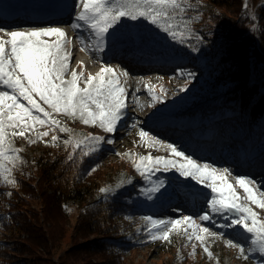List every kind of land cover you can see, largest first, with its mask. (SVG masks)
Segmentation results:
<instances>
[{"label":"trees","instance_id":"trees-1","mask_svg":"<svg viewBox=\"0 0 264 264\" xmlns=\"http://www.w3.org/2000/svg\"><path fill=\"white\" fill-rule=\"evenodd\" d=\"M203 1L213 5L211 16L197 8ZM190 2L193 8L188 9L186 19L191 32L183 42L174 39L188 58L183 67L193 74L189 78L199 76V82L212 84L218 92L206 103L205 118L228 116L216 120L215 133L221 142L236 139L252 156L264 146V1L252 0L257 22L245 0ZM226 12L231 21L224 18ZM198 26L203 27L195 33ZM205 66L211 67L206 73L202 70ZM43 142L40 156L19 153L24 163L14 172L16 186L0 179V198L10 193L14 202L13 206L4 205L0 217V227L8 232L0 240V264H92L93 256L100 257L99 264H126L124 256L144 244L140 225L149 214L141 210L148 199L144 189L153 179L142 177L137 190H132L130 185L136 179L123 185V177L118 179L107 171L108 153L98 155L84 145L73 151L64 139L55 144ZM259 161L264 165V157ZM103 188L109 191L102 192ZM72 205L77 210L73 225ZM13 209L21 213L14 214ZM249 247L254 246L250 243ZM252 252L245 247L246 260L264 264V254Z\"/></svg>","mask_w":264,"mask_h":264},{"label":"rangeland","instance_id":"rangeland-1","mask_svg":"<svg viewBox=\"0 0 264 264\" xmlns=\"http://www.w3.org/2000/svg\"><path fill=\"white\" fill-rule=\"evenodd\" d=\"M263 1L260 0V3ZM53 2L54 0H0V28L6 31H25L30 28H38L30 26L38 25V21L35 20L36 17H39L38 13L43 14V10ZM70 2L71 0H60L61 8ZM74 2L77 5L73 6L72 10H75L77 14L80 11L79 0H74ZM245 2L249 14L254 16L256 18L255 22H257L256 8L252 0H245ZM4 4L18 6L28 11L17 14L22 21H10L8 16L4 14ZM197 8L207 16H211L214 11V7L211 9L208 1L198 3ZM224 18L231 21L228 12L225 13ZM139 21L141 26L125 18V23H120L115 30L110 32L102 52L94 51L96 47L95 38L86 28H84V32L79 33L77 36H69L67 38L71 41L68 45L69 49L79 43L81 44L79 57L83 63L79 67L74 66L73 70L82 71L84 78H86L89 74L95 75L99 72L111 57L120 55L125 62L121 63L135 77L134 81L137 89L142 90L148 86L153 87V93L159 95L160 99L153 101L149 92L148 94L142 93L135 96L133 92L129 91L128 78H121V82L125 84L127 89V108L125 109L124 118L117 125V130L114 133H107L98 125L95 127L85 125L79 119L73 120L64 114L53 113V118L61 122V127L70 129V133L61 132L59 128L52 129L45 125L37 126L36 131L30 132V134H35L37 137V133L48 132L49 135L43 137L42 140L49 142H52L53 136H57L59 141L71 137L84 141L82 145L90 148L95 143L90 139L91 136L103 137V142L97 145L96 151L92 152L98 155L108 153L109 157L106 159L109 167L107 171L114 172L115 177L118 179L123 177L125 180L122 182L123 185L125 183L129 184L132 179H136L130 185V188L137 190L138 185L136 184L140 185L142 177L133 167L131 162L133 158H136L137 155L146 156L148 154L154 157L170 158V151L166 147L157 146L153 149L147 147L145 139L139 136L140 130L143 129L150 136H155L161 140L164 145L173 144L200 163H207L219 169H229L230 175H226L225 178L236 187L238 195L242 197L245 195L243 189L236 183L238 177L253 180L255 183L251 187L258 196L260 193H264V165L259 161L261 157H264V146L259 147L254 155L248 156V148L245 152L236 139L221 142L218 134L215 133L219 126L216 120L228 116L222 115L219 117L217 114L205 118L207 116L206 103L213 101L218 92L212 89V84L207 85L203 81V83L199 82V76L196 79L189 78L188 69L183 67V63L188 58L177 48L174 39L149 21L144 19ZM47 22L53 23L51 20H47ZM201 27L198 26L195 33L200 31ZM42 28L48 27L44 26ZM61 28L67 29V27ZM0 35H3V33H0ZM51 39H55V37ZM82 47L85 50L82 51ZM76 52H71L72 56ZM192 53L194 56L199 57L197 52L193 51ZM92 57L98 60L99 65L97 67L92 68L85 63V61H90ZM200 60L199 57L198 62ZM70 65L74 64L71 63ZM109 66L119 74L118 67H115L117 64ZM210 68V66H205L202 70L206 73ZM69 78L70 76L67 75L66 79ZM222 82L220 81V83ZM82 84L83 80L80 86ZM185 87L187 91H180L181 88ZM0 90L8 89L0 85ZM221 90L219 89V91ZM237 135L239 138L242 137L239 136L241 134L237 133ZM109 139L113 143H107ZM151 179L153 181L163 180L165 188L161 189V192L155 193L152 199L148 198L144 201V205H142L144 207L141 208L142 213L146 212L149 214L148 216L154 219L167 220L181 218L183 215H190L195 218L203 211H207V200L212 193L210 189L197 181L182 177L175 170L156 172L151 176ZM251 206L259 214V219L264 220V209H260L256 205ZM69 212L73 225L77 215L75 206H70ZM227 215L232 216L235 214L229 213ZM143 222L144 224L140 225V231L143 234L144 244L137 246L131 253L124 256L126 264H251L240 255L239 249L227 245V241L231 239L234 243L245 245L247 251H249L251 234L245 233L239 225L220 228L219 225L226 224L229 221L218 215L213 214V221L211 222H202L198 219L196 221L198 224L208 227L211 231L224 234L220 238L209 237L207 239L206 244L212 253L211 257L204 251V245L195 240L189 242L182 230L171 233L169 241L152 240L149 234L150 224L146 221ZM193 245H195L194 254ZM251 253L253 252L251 251ZM55 260L58 259L55 258ZM91 261L92 264L102 262L98 256H93Z\"/></svg>","mask_w":264,"mask_h":264},{"label":"snow or ice","instance_id":"snow-or-ice-1","mask_svg":"<svg viewBox=\"0 0 264 264\" xmlns=\"http://www.w3.org/2000/svg\"><path fill=\"white\" fill-rule=\"evenodd\" d=\"M79 7L75 22L70 26L74 30L86 28L93 35L96 41L94 51L104 50L110 32L125 18L132 21L147 20L180 42L191 32L190 20L186 19L188 9L193 8L190 0H79ZM0 33H3L0 35V85L10 90H0V179L14 187L17 184L14 172L24 161L19 155L22 150L13 146L12 139L21 137L29 143H35L36 140L26 134L35 132L37 126L45 125L70 133V129L61 127V122L53 118V113L64 114L73 120L79 119L85 125H98L105 132L114 133L126 114L127 89L121 82V76L127 77L128 73L125 71L118 74L107 64L95 75L89 74L86 78L82 71L70 70L72 53L68 45L71 41L60 27L30 28L25 31H6L0 28ZM69 72L70 78L66 79ZM188 75L191 77L193 74ZM82 80L83 87L80 86ZM148 90L153 101L160 99L151 87ZM180 91H187V88H181ZM48 135V132L37 133V139ZM139 136L145 139L149 149L163 146L170 151V158L154 157L151 154L133 158V167L141 177L150 179L156 172L175 170L180 176L197 181L212 193L207 200V211L198 217L183 215L181 218L167 220L144 217L150 224L152 240L169 241L171 233L182 230L189 242L195 240L204 245V251L211 257L207 239L220 238L224 234L211 231L196 221L211 222L215 214L229 221L219 225L220 228L239 225L245 233L251 234L254 247L249 251L264 254V220L259 219V214L251 206L264 209V193L259 196L256 194L251 187L255 183L253 180L237 178L236 183L245 194L242 197L225 178L230 175L229 169L200 163L175 145H164L143 129ZM90 139L95 141L90 152L96 151L103 137L91 136ZM57 140V136L52 137L53 144ZM64 143L75 151L84 141L70 137ZM107 143L113 141L109 139ZM150 184V187L144 189L149 199L165 188L163 180L150 181ZM101 191L108 192L109 189L103 188ZM229 213L235 215L229 216ZM227 245L239 249L244 259L248 258L242 244L229 239Z\"/></svg>","mask_w":264,"mask_h":264},{"label":"bare ground","instance_id":"bare-ground-1","mask_svg":"<svg viewBox=\"0 0 264 264\" xmlns=\"http://www.w3.org/2000/svg\"><path fill=\"white\" fill-rule=\"evenodd\" d=\"M209 4H210L211 9H213V5L211 3H209ZM66 5H64V7L61 8L62 4L60 3V0H54L53 3L48 5L47 8H45L43 10L44 11L43 14L38 13L39 17L35 18V20L38 21L37 22L38 25L32 23L34 25L30 26V27H38V28H42L44 26H46V27H60V28L61 27H67V29L63 28V30L67 33V38L69 36H77L79 33L84 32L85 29L74 30L70 26L72 23L75 22L74 16L76 15V12H75V10H72V9H73V6L77 5V3L75 4L74 0H71V2L68 3L67 6ZM3 7H4L3 8L4 14L8 16L10 21H14V20L15 21H22L21 18H18L17 14L25 13L26 11H28L27 9H24V8L22 9L18 6H12L10 4H6V5L4 4ZM47 20H51V21H53V23L52 24L48 23ZM255 21H256V18H255ZM122 23H125V19H124V21L121 22V24ZM134 23L138 24V26H141V23L139 20L134 21ZM22 27H25V26H22ZM79 47H81L80 43L77 44L76 46H73L70 49L68 48L70 52L74 53V51H77L76 54L72 56V61L70 62V64L73 63L74 65H70V70H73L74 66H77V67L81 66L83 63V61L79 57V52H80ZM121 62H124V59L119 55V56L111 57L107 61V64L108 65L117 64V66H115V67L116 68L118 67V71H120L119 73H122L125 71L128 73L127 77L121 76V78L122 79L128 78L127 83H128L129 91L133 92V94L135 96H139L142 93L148 94L149 86L146 89H142V90L137 89L136 82L134 81L135 77L130 73V71L128 69H126V67H124V65ZM85 63L88 64V66H91L92 68L97 67L99 65L98 60L94 57H92L90 61H85ZM139 64H141V63H139ZM151 73H153V72H151ZM138 75L140 76L141 73ZM68 76H70V72H69ZM136 77H138V76H136ZM83 86H84V84H82L81 87H83ZM26 135H28L30 139L36 140V144L30 146L28 140L21 138V137H14L12 139L13 146L18 148V149H21L22 151H24L26 153H28L29 157H34L36 155L37 156L42 155L44 152V149H45L43 140L37 139L35 134L28 133ZM13 203L14 202H12V197H11L10 193H6V194L1 195V198H0V217L4 216V208H3L4 205L9 207V205L13 206ZM12 212L14 214L21 213V211L19 209H13ZM3 223H6L5 218H4ZM7 234H8V232L6 230H4L2 227H0V240H1V238L6 237ZM12 249L15 251L16 246L13 245ZM131 252L132 251H129L127 254H129Z\"/></svg>","mask_w":264,"mask_h":264},{"label":"built area","instance_id":"built-area-1","mask_svg":"<svg viewBox=\"0 0 264 264\" xmlns=\"http://www.w3.org/2000/svg\"><path fill=\"white\" fill-rule=\"evenodd\" d=\"M251 17H252V19L255 21V17H254V16H252V15H251Z\"/></svg>","mask_w":264,"mask_h":264}]
</instances>
